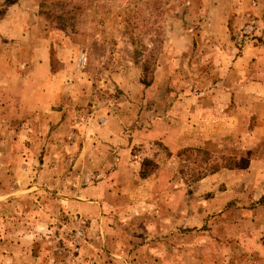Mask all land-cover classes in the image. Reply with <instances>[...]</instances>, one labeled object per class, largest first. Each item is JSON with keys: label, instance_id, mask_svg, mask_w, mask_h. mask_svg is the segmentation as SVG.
Returning a JSON list of instances; mask_svg holds the SVG:
<instances>
[{"label": "rangeland", "instance_id": "rangeland-1", "mask_svg": "<svg viewBox=\"0 0 264 264\" xmlns=\"http://www.w3.org/2000/svg\"><path fill=\"white\" fill-rule=\"evenodd\" d=\"M191 1L201 11L194 18L187 13ZM203 1L0 0V98L5 111L35 110L0 123V264H264V165L242 164L241 186L233 187L229 173L239 167L227 155L238 151L233 146L215 142L212 150L177 152L171 165L159 143L135 134L133 177L110 185L114 193L124 185L126 201L102 198L124 207L83 212L67 202L99 176L78 162L76 145H67L77 141L84 119L95 130L91 116L103 114L100 126L105 115L128 106V126L150 129L155 95L164 91L152 85L156 64H183L186 73L185 64L223 60L221 39L206 35L218 29L206 14L213 7ZM225 32L231 62L243 46L264 43V20L231 19ZM209 41L212 47L202 49ZM46 57L51 76L61 79L30 90L21 80L26 67ZM120 76L129 84H119ZM61 94L71 112L65 132L46 117ZM62 136L66 144L56 147ZM212 172L221 179L205 187L197 182Z\"/></svg>", "mask_w": 264, "mask_h": 264}, {"label": "crops", "instance_id": "crops-1", "mask_svg": "<svg viewBox=\"0 0 264 264\" xmlns=\"http://www.w3.org/2000/svg\"><path fill=\"white\" fill-rule=\"evenodd\" d=\"M206 1L213 7L212 13H206L207 18H211L212 23L218 29L217 32L212 31L210 32L211 35L207 32L206 35L219 37L222 43L218 42V39H214V41H217L224 49L227 48L229 42L225 32L226 22L231 19L247 20L250 17L254 18V16L259 20H264V0ZM203 2L200 0V3L205 4ZM193 4L192 1L189 3L191 8L187 13L193 15L194 18L195 14H199L201 11L195 10ZM1 35L3 36L2 33ZM11 35L6 34L4 36L9 39L17 38L13 34ZM189 35L194 37L193 34ZM187 38L188 35H186ZM212 45L210 41L206 42L202 49L205 46L210 49ZM224 49L223 55L219 57L223 60L216 62V64H185L186 73L182 72L181 66L183 64H156L152 85H155V88L160 87V93L164 91L163 96L162 94L159 97L155 95V101L158 100L159 103H154V122L150 129L145 130L146 132H135L132 127L128 126V120H123L124 117L128 116V106H122V110L115 108V111L109 116L105 115L104 123L100 126H98V117L103 118V114L97 113V115L91 116L92 118L88 123L95 130L88 129L86 119H84V127L81 128L80 134L73 135L77 137V141L70 140L67 145L71 147L76 145L81 150L78 162L83 163L84 161L83 164L88 162L89 165L84 166L86 171L89 174L99 173V176L96 180L94 177H89L88 183L76 191L75 199L77 201L70 200L67 202L70 205H73L74 202L75 207L83 212L89 208L105 213L112 211V209L115 211L119 209V206L124 207L122 206L124 203L118 201L106 205L102 198L105 197V194L109 198L117 195L126 201L124 199L126 187L122 185L114 193L110 185L119 186L133 177L130 151L134 146L133 138L140 135L139 138L141 139V132H143V137H151V140L159 143L170 153L169 163L171 165L175 164L173 160L176 159L177 152H187L195 147L212 150L215 142L225 144L226 147L233 146V151L234 149L238 151L227 154L231 156L229 161L233 165L239 166L235 168V173H229L233 176V187H236V181L237 185L241 186V176H244L240 167L242 164H248L250 168L264 165V43H251L243 46L240 54L234 57L231 62H228L229 57H227L231 47L229 46L227 52ZM42 61L39 64L36 62V64L28 65L26 67L27 73L21 79L25 81L24 83L30 90L35 84L53 85L58 84L61 79L51 76L49 57ZM63 73L65 74L64 69L60 71L59 76ZM37 80L41 81L38 83ZM119 80V84H129V82L123 81L121 76ZM176 84L180 86L177 89V86H174ZM125 88L127 92L129 89L132 90L134 86H125ZM32 98L34 97H24L27 100ZM13 100L17 103L18 98ZM54 100L49 106L46 117L49 124L58 126L57 129L61 131V129H67L71 126L69 121L71 112L69 107L62 104L64 102L62 94L60 98ZM33 101L37 100L34 99ZM3 102L4 98H0L1 124L5 123L3 116L12 117L13 115L15 118H27L35 114V110L28 111L25 108L22 110L16 106L12 110L5 111ZM3 113L6 114L3 115ZM94 116L96 117L94 118ZM83 118H86V114ZM56 141H59L56 147H63L66 144L63 136L62 140ZM87 150L91 151L87 152ZM77 165L79 164L77 163ZM174 170L176 173L177 170L175 168ZM206 175L197 181L198 183L202 182L203 187L206 186V182L210 183L214 179H221L222 177L220 172H212ZM245 175H251L254 180L260 177L259 174L253 173H246ZM107 182H109V186ZM220 183L218 184L219 187ZM207 187L205 191L210 192L209 186ZM223 194L227 195V192ZM123 196L124 198H122Z\"/></svg>", "mask_w": 264, "mask_h": 264}]
</instances>
